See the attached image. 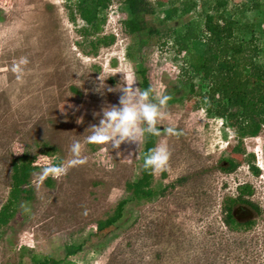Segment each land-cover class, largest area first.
Masks as SVG:
<instances>
[{
  "label": "rangeland",
  "instance_id": "obj_1",
  "mask_svg": "<svg viewBox=\"0 0 264 264\" xmlns=\"http://www.w3.org/2000/svg\"><path fill=\"white\" fill-rule=\"evenodd\" d=\"M195 1L196 9L183 21L201 26L202 5L211 6L213 0ZM225 1L226 17L253 25L243 36L253 37L252 44L260 49L256 59L264 65V0ZM123 2L111 0L102 29L101 36L113 35L114 44L88 56L87 42L77 32L82 22L68 21L65 0H0V208L8 197L13 158L26 153L40 168L31 181L30 210L21 207L0 231V264H31L32 254L63 258L66 245L80 243L82 250L68 258L69 264H264V128L243 142L260 171L255 176L244 157L231 152L233 132L195 108L198 98L167 105L182 135L164 134L168 122L158 125L162 135L156 146L166 141L172 155L167 171L152 173L151 186L166 187L165 192L147 202H129L115 229L92 235L96 223L128 195L125 184L139 176L144 143H125L116 150L87 142L88 129L99 125L102 109L119 105L122 93L108 89L123 84L129 66L134 74L141 63L151 87L162 85L176 99L185 65L183 55L163 36L148 38L142 59L126 58L127 47L137 38L123 30ZM168 8L166 4L147 17L148 24L162 31L158 19ZM203 49V40L192 45L193 53ZM21 57L29 63L14 70ZM77 140L87 163L59 178L43 177L45 167L71 158L70 146ZM130 153L132 159L125 160ZM228 158L240 165L230 174L219 170L226 166L220 161ZM48 178L51 187L45 185ZM242 185L251 187L249 199L259 212L241 211L243 221L252 225L228 229L222 222L223 204Z\"/></svg>",
  "mask_w": 264,
  "mask_h": 264
},
{
  "label": "trees",
  "instance_id": "obj_2",
  "mask_svg": "<svg viewBox=\"0 0 264 264\" xmlns=\"http://www.w3.org/2000/svg\"><path fill=\"white\" fill-rule=\"evenodd\" d=\"M124 0L121 9L127 14L122 22L124 32L137 38L135 44L126 49V58L130 61L141 56L151 36H163L171 41L175 51L184 57V67L180 77L181 95L172 98L168 105L183 99H196V109H201L207 117L217 118L231 130L236 145L231 152L244 157L253 175H259V169L254 165V156L246 153L243 142L256 138L264 128V65L257 61L259 47L252 44L253 37L245 39V32H252L253 25H245L240 21L226 17L225 0H213V5L203 6L205 14L203 23L183 21L197 7L195 0ZM169 8L165 16L158 21L164 25L162 31L151 27L146 18L154 16L157 10L165 5ZM111 0H65L68 21L75 25L77 20L82 22L78 33L87 42L88 56H95L100 48L114 44L113 35L101 36L106 23V13ZM258 9V5L253 7ZM264 17V10H263ZM183 21V22H182ZM171 22L173 25H168ZM253 35V34H252ZM251 35V36H252ZM204 41L201 53H193L192 45L196 41ZM253 45V46H251ZM142 59V57L140 58ZM137 86L142 89L151 87L147 70L138 63L134 71ZM161 128L160 126H157ZM159 136L146 135L140 153L139 176L135 181L125 184V198L119 200L113 212L96 223L93 236L107 235L117 227L122 220L124 210L131 201H150L157 195L163 194L166 187L154 188L152 172L144 168V157L148 151L156 147ZM48 154V153H45ZM35 158L22 154L13 158L10 165L9 192L6 202L0 208V231L12 221L22 204L29 203L33 198L32 177L40 170L34 165ZM225 164L219 170L226 174L234 172L240 165L228 158L220 161ZM57 164V163H55ZM45 185L51 187L52 180H45ZM253 194L250 186L238 187L235 197H227L223 204V224L228 229H240L252 225V221L244 220L241 211L258 213L259 209L249 199ZM83 243L69 244L64 247V257L54 258L49 255H30L31 264H69L68 258L78 254Z\"/></svg>",
  "mask_w": 264,
  "mask_h": 264
},
{
  "label": "clouds",
  "instance_id": "obj_3",
  "mask_svg": "<svg viewBox=\"0 0 264 264\" xmlns=\"http://www.w3.org/2000/svg\"><path fill=\"white\" fill-rule=\"evenodd\" d=\"M29 63L27 57H21L14 70L19 71L21 65ZM123 84L116 89L109 88L108 91H119L122 93L119 98V105H108L102 109V119L99 125H93L88 130L91 134L87 136V142L93 144L109 145L111 149L119 150L122 144H140L146 135L161 136L162 130L157 126L168 122L169 127L163 130L168 136L179 137L182 132L178 131L173 115L168 110V101L171 97L165 94L161 85L158 88L149 87L142 89L134 87L137 84L131 66L123 74ZM105 87L102 83L101 88ZM81 121H78V123ZM83 144L77 140L70 146L71 158L61 164H53L45 167L42 171L43 177L59 178L66 175L68 170L74 167L83 166L87 163L83 156ZM120 154L119 152L117 153ZM171 151L166 141H162L156 147L150 149L144 157V168L151 170L153 174H160L169 169ZM130 153L125 160H131ZM22 209L29 211L26 204L21 205ZM87 215V210L84 212Z\"/></svg>",
  "mask_w": 264,
  "mask_h": 264
}]
</instances>
